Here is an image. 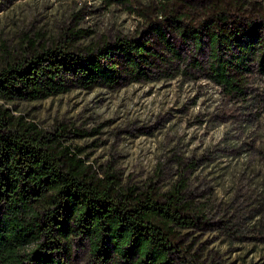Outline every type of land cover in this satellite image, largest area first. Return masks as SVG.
I'll use <instances>...</instances> for the list:
<instances>
[{
	"label": "trees",
	"instance_id": "1",
	"mask_svg": "<svg viewBox=\"0 0 264 264\" xmlns=\"http://www.w3.org/2000/svg\"><path fill=\"white\" fill-rule=\"evenodd\" d=\"M104 3L137 13L145 26L115 35L68 28L49 45L31 40L0 67V264H222L204 237L223 223L212 221L185 179L164 192L125 188L114 170L99 176L64 145L71 132L64 121L46 130L5 104L170 76L181 61L171 32L193 35L197 45L205 32L213 77L230 98L242 94L251 64L264 74V0Z\"/></svg>",
	"mask_w": 264,
	"mask_h": 264
},
{
	"label": "rangeland",
	"instance_id": "2",
	"mask_svg": "<svg viewBox=\"0 0 264 264\" xmlns=\"http://www.w3.org/2000/svg\"><path fill=\"white\" fill-rule=\"evenodd\" d=\"M144 26L137 13L104 0H0V67L31 40L49 45L68 28L115 35ZM169 36L181 54L170 76L5 105L46 130L64 121L71 130L64 145L97 175L114 170L125 188L153 184L164 192L182 177L193 198L207 203L212 221L223 223L204 237L217 260L264 264V74L251 64L249 88L230 98L212 75L207 34L199 45L193 35ZM195 61L200 66L192 69Z\"/></svg>",
	"mask_w": 264,
	"mask_h": 264
}]
</instances>
